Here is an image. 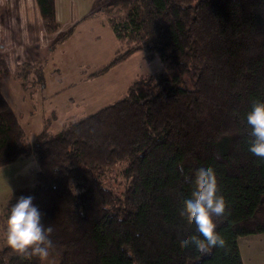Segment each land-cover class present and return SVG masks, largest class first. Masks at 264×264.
<instances>
[{"label":"trees","instance_id":"obj_1","mask_svg":"<svg viewBox=\"0 0 264 264\" xmlns=\"http://www.w3.org/2000/svg\"><path fill=\"white\" fill-rule=\"evenodd\" d=\"M35 2L44 32H57L55 0ZM104 12L121 47L89 78L139 51L164 69L31 143L0 93V168L26 156L35 162L31 185L0 209V225L11 201L32 196L53 229L56 264H243L237 239L264 234V159L248 151L245 122L251 102L264 101V0H124ZM10 74L0 53V80ZM117 162H127L121 197L100 178ZM205 162L226 200L215 218L225 246L201 254L182 242L195 225L181 207ZM0 264L45 263L4 246Z\"/></svg>","mask_w":264,"mask_h":264},{"label":"rangeland","instance_id":"obj_2","mask_svg":"<svg viewBox=\"0 0 264 264\" xmlns=\"http://www.w3.org/2000/svg\"><path fill=\"white\" fill-rule=\"evenodd\" d=\"M24 1L0 0V53L11 72L0 80V93L29 143L43 130L48 136L58 134L123 98L133 81L164 69L158 59L147 61L139 51L89 78L121 47L102 10L116 13L124 0H56L59 30L53 34L44 32L37 8L27 7ZM24 63H34L35 67L20 70ZM126 164L117 162L100 175L102 185L115 197H121L128 186L121 175ZM34 168L32 156L0 168V209L17 190L31 185ZM237 244L243 264H264V234L239 237ZM4 246L0 225V248ZM44 263L56 261L48 257Z\"/></svg>","mask_w":264,"mask_h":264},{"label":"clouds","instance_id":"obj_3","mask_svg":"<svg viewBox=\"0 0 264 264\" xmlns=\"http://www.w3.org/2000/svg\"><path fill=\"white\" fill-rule=\"evenodd\" d=\"M245 122L249 128L248 151L264 159V101L251 102ZM181 211L195 225V234L182 238L185 247L192 246L199 253L208 254L213 248L225 246L224 238L216 231L215 218L224 216L226 200L219 191L216 172L208 163H200L195 169L191 189L183 195ZM52 231V227L44 223L43 214L33 203L32 196L22 195L10 202L3 227L8 249L46 261L54 246L50 239Z\"/></svg>","mask_w":264,"mask_h":264},{"label":"crops","instance_id":"obj_4","mask_svg":"<svg viewBox=\"0 0 264 264\" xmlns=\"http://www.w3.org/2000/svg\"><path fill=\"white\" fill-rule=\"evenodd\" d=\"M27 1H29V2H27ZM26 2H25V5L28 7V6H30V7H32V8H37V6H36V3H35V1L34 0H27ZM55 3H56V0H55ZM24 5V6H25ZM19 5H17L16 7H18ZM23 6V7H24ZM33 12H34V10H33ZM37 12H38V8H37ZM57 18V17H56Z\"/></svg>","mask_w":264,"mask_h":264}]
</instances>
